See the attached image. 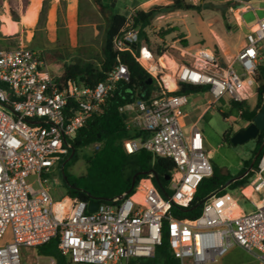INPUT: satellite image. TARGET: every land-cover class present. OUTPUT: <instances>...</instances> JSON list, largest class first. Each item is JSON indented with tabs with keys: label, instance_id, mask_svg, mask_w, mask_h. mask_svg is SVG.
<instances>
[{
	"label": "built area",
	"instance_id": "1",
	"mask_svg": "<svg viewBox=\"0 0 264 264\" xmlns=\"http://www.w3.org/2000/svg\"><path fill=\"white\" fill-rule=\"evenodd\" d=\"M134 14L128 12L113 47L118 53L129 52L156 80V88L148 98L118 109L125 128L143 135L124 141L123 147L127 154L145 150L174 163L170 195L161 194L150 172L131 195L89 201L65 196L55 201L42 176L69 155L72 139L102 113L117 83L129 80L127 67L118 63L103 81L85 86L53 73L41 53L24 45L0 49V264H22L23 251H35V264H57L53 257L36 254L37 247L55 237L71 264H161L156 259L164 229L178 264H220L235 247L264 264V155L250 181L237 189L252 211H242L226 192L207 197L194 219L170 215L171 207H186L200 182L213 173L197 122L188 134L183 131L188 95L176 93L179 84L204 90L210 97L208 109L224 98L248 100L261 62L264 19L249 28L242 47L224 66L213 50L179 49L182 58L188 55L191 61L174 63L168 74L170 90L149 49L136 47ZM90 201L99 202L92 213L87 211Z\"/></svg>",
	"mask_w": 264,
	"mask_h": 264
},
{
	"label": "trees",
	"instance_id": "2",
	"mask_svg": "<svg viewBox=\"0 0 264 264\" xmlns=\"http://www.w3.org/2000/svg\"><path fill=\"white\" fill-rule=\"evenodd\" d=\"M90 1L99 7L100 13L106 12L107 14L101 57L96 63L64 64L63 77L76 80L85 86H94L96 83L103 81L115 65L121 63L127 67L129 80H121L117 83L115 90L105 101L102 113L90 118L72 139L73 155L70 156V150L69 155L60 162L65 177L63 182L66 188V196L81 201H89L90 199L111 200L127 192L130 189L132 177L137 175L134 187L129 193L131 195L134 193L138 182L150 172L153 174L152 182L155 187L163 196H169L168 185L175 170L174 163L169 159L155 157L145 150L127 154L123 142L143 135L139 132L127 130L124 125L125 116L118 111L126 103L148 98L156 88V80L152 79V82L148 83L150 76L129 52L118 53L114 50L113 41L124 27L128 12L111 7V3L115 0H110L107 5H104L102 0ZM169 1L167 5H152L145 10L142 8L135 9L133 18V27L138 32L136 47L145 45L158 64H162V55L167 53L164 44L165 38L175 30L171 28L159 31L157 36L161 42L154 48L151 41L154 35L150 27L155 17L174 11H193L201 15L202 10H212L215 13L219 12L221 16L224 14L223 8L222 10L217 7L213 8V3L210 0H198L197 2H193V0ZM61 4L63 3L61 2ZM231 4V1L224 3L226 10L229 9ZM47 6L48 0H43L37 28L44 25ZM10 14L12 20L17 22L18 15L14 8H10ZM225 21L227 24L229 23L228 18H225ZM182 39L180 47L186 48L187 42L183 36ZM171 51L175 53V51ZM213 52L220 65L224 66V60L219 50L214 48ZM43 56L49 64L62 58L60 54H45ZM117 58L119 61H117ZM181 62L188 63L185 60ZM256 83L254 106H251L248 101L229 102L230 109L236 112L239 119L248 125L264 104V64H261L258 68ZM198 91V88L179 84L176 93L190 95ZM222 115L228 117L227 114ZM231 136L232 134L229 131H225L222 136L223 142L230 144ZM95 145L98 147L90 155L83 156L87 166L85 173L78 177L67 174L66 167L77 158V152ZM263 154L264 131L258 136L250 159L244 162L242 170L235 177L221 175L218 168L213 165L212 175L200 182L189 204L186 207H171L170 215L178 219H194L200 214L202 204L207 197L215 193L233 192L245 186L254 175ZM167 177H169V180H166ZM58 243L59 239L55 237L48 243L37 247L36 254L53 257L57 264H71L69 258L59 250ZM157 252L159 254L156 259L157 262L161 264H178L170 251L166 229L162 233V242Z\"/></svg>",
	"mask_w": 264,
	"mask_h": 264
},
{
	"label": "rangeland",
	"instance_id": "3",
	"mask_svg": "<svg viewBox=\"0 0 264 264\" xmlns=\"http://www.w3.org/2000/svg\"><path fill=\"white\" fill-rule=\"evenodd\" d=\"M103 1L107 2L108 0H102V2ZM229 1L233 0H210V2L213 3V8L217 7L220 8V10H222L223 8V16H221L219 12L215 13L212 10H202V14L204 18V27L207 33L220 35L225 43V46L230 48V50H233L231 44H235L237 47H239L244 35L240 33L238 29H235L233 25L234 16L230 12V10H226L227 8L224 6V3ZM112 4L113 7L117 10L126 11V5L124 4L123 0H115L111 3V5ZM127 5L129 4L127 3ZM90 6L91 5L87 4V1H82V11H88L89 15L92 17L91 19H99L100 22L99 34L92 41V51L90 53L82 51L64 55V57H62L60 60L51 63L50 70L55 74H58L61 70H63L64 64H75L83 62L96 63L100 59L101 47L104 40L103 26H106L107 14L106 12L100 13L99 7L97 5L94 6V9L89 8ZM7 9V1L0 0V15L4 11V14L0 17V30L5 34H10L15 30L16 27L15 24L10 21L7 14ZM164 15V18H154L152 20L150 30L154 35L151 39L154 48L161 42L157 36L159 31L169 30L171 28L175 30V32L171 33L165 38L164 44L166 45L167 53L162 55V64H158V62L156 61L159 68H161V70L165 74L164 77H166L175 68L174 64L173 66H169V60L175 62H181L183 60L187 62L191 61V58L188 55H185L184 58H182L181 52L179 51V49H181L180 44L183 41L182 34H185V26H188L189 28L191 26L189 24H183L180 15L173 14L171 15V17L168 15V13ZM261 15L262 13L258 12V16ZM225 18L229 19L228 24L226 23ZM251 21L253 20H247L248 23H250ZM23 22L28 26L31 25V20L29 19V17H25L23 19ZM190 34L194 35L193 39H197L196 41H198V43L196 44H201V39L198 36H195L196 33L194 31L190 30ZM18 42V37L5 38L1 37L0 35V49L6 48V45L8 47H15L16 45H18ZM262 46L264 48V40L262 42ZM171 50L175 51V53ZM193 52L194 51H189L188 53ZM232 53H234V51H232ZM260 64H263L262 61L259 62V65ZM256 77L257 74L253 77V96L248 101L251 106L255 105V89L257 87ZM209 99V95L204 92L188 95L189 104L187 107L182 109V111L187 114L184 122L188 128L192 122L199 120L198 128L204 136L205 150L208 153L210 163L212 164V166L215 165L218 168L221 175L235 177L242 170L244 162L250 159L253 149L255 148V144L253 143V140H249L248 142L237 146H233L231 145V143L228 144L223 142L222 136L225 131H229L233 135L238 130L247 127L248 124L241 121L236 112L230 109V104L226 98L217 102L211 109L207 108V100ZM222 112H225L228 117H224L222 115ZM201 115H203V117L199 119V116ZM94 149V146H90L78 151L76 154L77 158L70 162L66 167V173L73 177L83 175L87 167L83 156L90 155L94 151ZM62 171L63 166L59 162L54 164L53 167L42 176V179L46 180L45 185L49 188L50 194L55 201H59L66 196V188L63 182ZM33 179L34 178L31 177L30 181H32ZM37 187L38 184L34 182L33 188L36 189ZM228 193H231V195L236 197V205L240 209L247 212L253 210V206L249 202L241 199L238 190L233 192L228 191ZM244 194H246V196H249V189H245ZM234 208L235 210L239 211L238 209H236V207ZM8 235L9 232L7 234V237H9ZM34 252L35 251H23L24 258L22 264H35L34 257H32V254H34ZM44 262V260H40L39 264H42ZM222 264H256V262L248 253L239 248H234L223 260Z\"/></svg>",
	"mask_w": 264,
	"mask_h": 264
},
{
	"label": "crops",
	"instance_id": "4",
	"mask_svg": "<svg viewBox=\"0 0 264 264\" xmlns=\"http://www.w3.org/2000/svg\"><path fill=\"white\" fill-rule=\"evenodd\" d=\"M6 1L8 4L7 14L9 16L10 21L13 24H15L16 28L10 34H5L0 30L1 37H5V38L18 37L19 38L18 45H24L32 50L41 53L42 55L60 54L62 57H64V55H69L77 52L85 51L87 53H90L92 51V45H93L92 41L99 34L100 22L99 19L96 20L91 19L92 17L89 15L88 11L83 12L81 9L82 1H87V4L91 5L89 8L94 9L95 5L90 0H48L44 25L40 28L39 27L37 28V24H38L39 14L42 8L43 0H6ZM123 1L124 4L126 5L125 10L127 12L138 8H142L143 10H145L152 5H167L170 2L169 0H123ZM197 1L198 0H193V2H197ZM61 2L63 4H61ZM102 3L104 5H107L110 3V0H108L107 2L103 1ZM127 3L129 5H127ZM231 3L232 4L229 7V10L234 16L233 25L235 29H238L239 32L242 33L244 36L245 33L249 30V28L253 27V25L256 22L264 19V0H252L247 3L240 2L238 0V1H231ZM10 8H14V10L17 12L18 15L17 22L12 20L10 14ZM258 12H261L262 15L258 16ZM3 14L4 11L0 15V17ZM173 14L180 15L181 20L183 21L182 23L189 24L191 26L190 28L188 26H185V30H184L185 34H182L183 38L187 42V47L183 48L184 49L183 51L186 52L196 51L198 48L201 47L210 50H214V48H217L224 60V65H225L226 63L231 62V60L238 53V51L243 45L244 36L240 46L237 47L235 44H231L233 50H230V48L225 46V43L223 39L220 37V35L208 34L204 27V18L202 13L201 15L193 11L192 12L174 11L168 13L170 17ZM25 17H29V19L31 20V25L28 26L24 24L23 19ZM162 17L164 18L165 15L164 14L159 15L155 18L159 19ZM248 19H251L253 21L248 23L247 22ZM190 30L194 31L196 33L195 36H198L201 39V44H196L198 43V41H196L197 39H193L194 35L190 34ZM104 31H105V26H103V34ZM6 48H12V47H8L6 45ZM232 51H234V53H232ZM260 55H261L260 57L261 61L264 64V48L262 44H261ZM172 62L173 64L176 63L175 61ZM62 73L63 71L61 70L60 73L58 74H62ZM200 92L206 93L204 90H199L197 93ZM252 96H253V92L252 95L248 98V100L245 101H249V99ZM208 101L209 100H207V102ZM230 101L231 100H228V102ZM188 104L189 101L183 108L187 107ZM222 114H226V113L222 112ZM186 117L187 114L185 113V117L182 120V124H183L184 133L188 134L191 124L195 122H197L198 124L199 120L192 122L190 126L187 128V125L184 122V119ZM202 117L203 115L199 116V119ZM239 196L241 197V199L247 201L241 196L240 193ZM233 197L236 199L235 196ZM233 249H231L228 252V254ZM228 254L220 260V264H222L223 260L228 256Z\"/></svg>",
	"mask_w": 264,
	"mask_h": 264
},
{
	"label": "water",
	"instance_id": "5",
	"mask_svg": "<svg viewBox=\"0 0 264 264\" xmlns=\"http://www.w3.org/2000/svg\"><path fill=\"white\" fill-rule=\"evenodd\" d=\"M240 2H250L252 0H239ZM111 7H113V4L111 5ZM152 82V78H148V83ZM264 131V104L261 106L260 110L257 112V114L254 116L252 122L245 128L238 130L237 132H235L231 138H230V143L233 146H237V145H242L246 142H248L249 140L255 139L257 137V135ZM260 151V149H259ZM74 153V149L71 148V155L72 156ZM145 174V173H142ZM62 175L63 178L64 177V173L62 171ZM136 176L134 175L131 179V186L130 189L125 192V193H130L131 190L134 187L135 184V180H136ZM166 180H169V177L166 178ZM99 205V202H95V201H90L87 205V211L92 213L95 212L97 207Z\"/></svg>",
	"mask_w": 264,
	"mask_h": 264
},
{
	"label": "bare ground",
	"instance_id": "6",
	"mask_svg": "<svg viewBox=\"0 0 264 264\" xmlns=\"http://www.w3.org/2000/svg\"><path fill=\"white\" fill-rule=\"evenodd\" d=\"M168 64H169V66H173V62L171 61V60H169L168 61ZM171 71V70H170ZM163 81H164V83H165V85H166V87L168 88V89H170V90H172L173 89V86H172V84H171V80H170V77H169V75H167L166 77H164L163 76ZM166 81V82H165ZM169 82V83H168ZM263 165H264V158H263Z\"/></svg>",
	"mask_w": 264,
	"mask_h": 264
},
{
	"label": "flooded vegetation",
	"instance_id": "7",
	"mask_svg": "<svg viewBox=\"0 0 264 264\" xmlns=\"http://www.w3.org/2000/svg\"><path fill=\"white\" fill-rule=\"evenodd\" d=\"M260 133H261V132H260ZM260 133L257 135V137H256L255 139H252L254 144H256L257 139H258V136L260 135Z\"/></svg>",
	"mask_w": 264,
	"mask_h": 264
}]
</instances>
